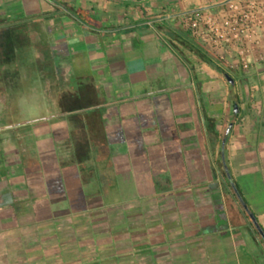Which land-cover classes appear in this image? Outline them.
Returning a JSON list of instances; mask_svg holds the SVG:
<instances>
[{"label": "crops", "instance_id": "1", "mask_svg": "<svg viewBox=\"0 0 264 264\" xmlns=\"http://www.w3.org/2000/svg\"><path fill=\"white\" fill-rule=\"evenodd\" d=\"M223 1L0 0V264H264L228 177L264 230V46L243 70L182 17ZM31 78L50 128L11 122L45 101ZM108 156L155 193L93 202L81 159Z\"/></svg>", "mask_w": 264, "mask_h": 264}, {"label": "built area", "instance_id": "2", "mask_svg": "<svg viewBox=\"0 0 264 264\" xmlns=\"http://www.w3.org/2000/svg\"><path fill=\"white\" fill-rule=\"evenodd\" d=\"M222 13L208 16L201 10L182 15L192 37L205 48L217 53L220 48L230 52L238 49L239 63L249 70L262 60L264 46V0H225ZM223 60V54H219Z\"/></svg>", "mask_w": 264, "mask_h": 264}, {"label": "rangeland", "instance_id": "3", "mask_svg": "<svg viewBox=\"0 0 264 264\" xmlns=\"http://www.w3.org/2000/svg\"><path fill=\"white\" fill-rule=\"evenodd\" d=\"M27 80L29 81L28 84L26 83L24 85L28 87L32 86L34 89L35 86L36 88L38 87L41 91H43L42 96L45 101L40 104H33L22 115L24 117L16 115L11 122L14 124L17 123L19 128L20 126L25 128L28 123L33 125L32 123L41 121L42 119L45 120L47 118L48 120H46L44 124L46 125V128H50V126L57 121V113L61 110V108L57 106L55 100V98L57 99V95L55 94L56 87L54 86L46 91V85L45 83L41 84L40 78H31ZM36 82L38 83L34 86ZM111 134L115 136L117 131L112 129ZM29 145H33V143H30ZM122 145L123 144H120L118 146L121 147ZM123 157L120 156L116 160L112 158V156H108L100 161H97L96 158H92V160L84 158L81 159V164L91 162L90 166H93L96 170V177L89 182L87 185L88 189L86 190L88 194H96L93 202L109 203L111 201H115L122 204L140 199L145 195L155 193L150 186L139 185L141 179L147 182L149 172L147 173V171L143 169V172L141 173L137 167L134 168L127 165L128 159H124ZM81 185H84L83 182H81ZM99 191L101 195H98ZM73 193H75V191H73Z\"/></svg>", "mask_w": 264, "mask_h": 264}, {"label": "trees", "instance_id": "4", "mask_svg": "<svg viewBox=\"0 0 264 264\" xmlns=\"http://www.w3.org/2000/svg\"><path fill=\"white\" fill-rule=\"evenodd\" d=\"M194 48H196V50L199 51V53L203 54L204 56L208 55L209 54V51L207 49H205L204 46H202L200 43H195L194 45ZM222 163H223V166L225 167V173L227 175H229L228 173V167H227V160L225 157H223V160H222ZM232 182V186H233V189L235 190L236 194L238 195L244 209L247 211V213L251 216L254 217V220L252 219V226L254 228V232L259 235V232H258V228L262 229V231L264 232L263 228L260 226V224L258 223L256 217L253 215V213L251 212V210L249 209L247 203L245 202V200L243 199L242 197V194L240 193L239 191V188L237 187V185H235L231 179L230 176H228ZM261 242L264 244V237H261Z\"/></svg>", "mask_w": 264, "mask_h": 264}, {"label": "water", "instance_id": "5", "mask_svg": "<svg viewBox=\"0 0 264 264\" xmlns=\"http://www.w3.org/2000/svg\"><path fill=\"white\" fill-rule=\"evenodd\" d=\"M119 1H126V0H119ZM137 1H139V0H137ZM228 79L231 83H233V79H231V78H228ZM251 218L254 220V217L252 215H251ZM258 231L261 234V236L264 237V232L262 231V229L258 228Z\"/></svg>", "mask_w": 264, "mask_h": 264}]
</instances>
